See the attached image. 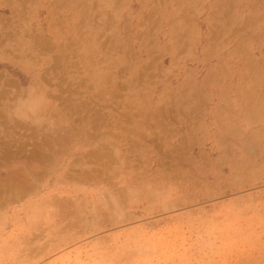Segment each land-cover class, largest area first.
<instances>
[{
    "label": "rangeland",
    "instance_id": "rangeland-1",
    "mask_svg": "<svg viewBox=\"0 0 264 264\" xmlns=\"http://www.w3.org/2000/svg\"><path fill=\"white\" fill-rule=\"evenodd\" d=\"M0 42L16 134L52 135L20 111L37 86L43 128L103 118L61 161L0 163V197L24 191L0 264H264V0H0Z\"/></svg>",
    "mask_w": 264,
    "mask_h": 264
},
{
    "label": "bare ground",
    "instance_id": "bare-ground-1",
    "mask_svg": "<svg viewBox=\"0 0 264 264\" xmlns=\"http://www.w3.org/2000/svg\"><path fill=\"white\" fill-rule=\"evenodd\" d=\"M54 4V3H53ZM56 4V3H55ZM54 4V5H55ZM221 8V7H220ZM229 11H231V10H229ZM215 13V12H214ZM229 14V13H228ZM222 17V16H221ZM225 17V16H224ZM226 18V17H225ZM221 20H222V18H220ZM228 19V18H227ZM56 21V20H55ZM231 21V20H230ZM52 25V24H51ZM228 26V25H227ZM226 26V27H227ZM50 27H53V25L52 26H50ZM224 27H225V25H224ZM223 27V30L226 28H224ZM7 29V28H6ZM53 29V28H52ZM58 32V31H57ZM211 38V37H210ZM218 39V38H217ZM36 40V39H35ZM1 41H3V40H1ZM206 41V40H205ZM4 42V41H3ZM1 43V42H0ZM175 44V43H174ZM173 44V45H174ZM176 45V44H175ZM46 48V47H45ZM44 48V50L46 51V49ZM48 48V47H47ZM131 48V47H130ZM174 48V47H173ZM40 50V49H39ZM173 50V49H172ZM73 51V50H72ZM174 51V50H173ZM55 69V68H54ZM52 71H54V70H52ZM1 74V73H0ZM56 74V73H55ZM64 74V73H63ZM5 75V74H4ZM107 76V75H106ZM48 77H50V75L48 76ZM2 77L0 76V79H1ZM42 79V78H41ZM44 80H45V78H44ZM43 80V81H44ZM60 80V79H59ZM88 80V79H87ZM5 81H6V79H5ZM45 81H48V79L47 80H45ZM9 82V81H8ZM7 82V83H8ZM102 82L103 81H100L99 82V86L97 87V88H101V86H102ZM7 83H3V85H5V87H6V85H10V83L9 84H7ZM13 83V82H12ZM48 83H50V82H48ZM47 83V84H48ZM83 83V82H82ZM2 83H0V85H1ZM70 84V83H69ZM2 85V86H3ZM16 85V84H15ZM15 85H14V88H15ZM49 85V84H48ZM74 85V84H73ZM96 85V84H95ZM124 86V85H123ZM10 87H12V85L10 86ZM0 88H3V87H0ZM7 88V87H6ZM41 89V87H34V89H32L29 93H28V96H27V99H26V102L23 104V105H20L19 107H20V111L21 112H24V113H26V115L33 121V123H36L35 124V134H40L42 131V129H44V130H47L49 133H52V135L51 134H49V136H48V134L46 135V136H44L43 138L41 137V139H37V140H34L35 139V137H34V139H33V136H36V135H33V136H30V135H28V136H30V137H23L21 134H16V127L18 126V129H19V125L18 124H16L17 122V120H14L13 118L14 117H12V116H10V114H11V109H12V107H13V105H9V104H7L6 106L4 105V107H2L1 109H0V114H2V115H0V135H1V133L4 131H2V128L4 127V125L5 124H3V121H6V120H8V122H13V128H11L12 126H8L9 128H11L12 130H9V131H5V134L2 136V137H0V163H2V162H5V161H8V160H15V159H17V157H21L22 158V156L21 155H26V156H28V158H34V159H36V158H40V159H42V160H46V161H52V162H54V163H56V160H58V161H61V159H59L58 158V156H59V153H61V155L63 154L62 153V151H60L61 149H65L67 146H69V145H71L72 144V142H78L79 143V145L80 146H84L85 144H87V143H89L90 141H91V139L93 140V134H92V136L90 135V130H92V128L93 127H95L96 128V130L98 129L99 130V128H102L101 126L103 125L102 123V121L101 120H99V119H103V118H100V117H98V116H96V117H98V118H94L92 121L91 120H89V118L88 119H86V120H83V121H79V124H76V123H74V121L72 120V125H70V127H71V130L69 129L68 130V128L66 129L67 131H65V129L64 128H62V126H60L61 124L60 123H66V121H65V118L66 117H62L61 119L60 118H58L59 120H57V121H52V122H50V124H49V127L48 126H46V128H43L44 127V125L42 126L41 124H40V121H41V119H39L40 117H41V115L43 114V112L44 111H47V110H43V109H46V106H44L45 105V103H44V101L46 100L45 99V97L46 96H44L43 94H42V92L40 91V89ZM17 89V88H16ZM3 90H4V92H8L7 91V89L5 90L4 88H3ZM3 92V93H4ZM9 92H11L10 90H9ZM15 92V91H14ZM18 92V91H17ZM16 92V93H17ZM49 92V91H48ZM24 94V93H23ZM3 95V96H2ZM7 95V94H6ZM15 95V94H14ZM22 95V94H21ZM49 95V94H48ZM0 96H1V98L3 97H5L4 96V94H2V91H1V93H0ZM25 96V95H24ZM23 96V97H24ZM50 96H52V95H50ZM54 96V95H53ZM52 96V97H53ZM10 97V96H9ZM15 97V96H14ZM58 97H60V96H58ZM121 97V96H120ZM245 97V96H244ZM2 98V99H3ZM56 98V97H55ZM9 99V98H8ZM53 99H54V97H53ZM22 100V99H21ZM64 100V99H63ZM9 101V100H8ZM11 101V100H10ZM5 103V102H4ZM258 103V102H257ZM256 103V104H257ZM59 104V103H58ZM57 104V105H58ZM68 104V103H67ZM67 104H65V105H67ZM249 104V103H248ZM255 104V105H256ZM53 105V107L57 110V112L58 113H62V114H64L63 112H62V110H61V108H57V106H55L54 104H51L50 105V110H52V106ZM60 105H61V103H60ZM60 105H58V106H60ZM64 106V105H63ZM70 106V105H69ZM248 106V105H247ZM252 106V105H251ZM66 107H68V106H66ZM262 107V106H261ZM65 108V107H64ZM257 108V107H256ZM255 108V109H256ZM259 108V107H258ZM70 109V108H69ZM113 109V108H112ZM13 110V109H12ZM70 110H72V108L70 109ZM91 110V109H90ZM162 110V109H161ZM259 110V109H258ZM257 110V111H258ZM49 111V110H48ZM48 111H47V113H48ZM201 111V110H200ZM256 111V112H257ZM262 112V111H261ZM13 113L15 114V115H19V111H18V108L17 109H15L14 111H13ZM47 113H46V115H47ZM73 113V112H72ZM8 114V115H7ZM105 114V113H104ZM169 114V113H168ZM6 116L7 115V117H3V116ZM48 115H50V113H48ZM65 115V114H64ZM66 115H68V113L66 114ZM94 115V114H93ZM97 115V114H96ZM260 115V114H259ZM1 116H2V118H1ZM10 116V117H9ZM9 117V118H8ZM61 117V116H60ZM184 117V116H183ZM4 118V120L3 121H1V119H3ZM125 118V117H124ZM171 118H174V117H171ZM76 119V118H75ZM85 119V118H84ZM186 119V118H185ZM188 119V118H187ZM129 120V119H128ZM68 122V121H67ZM71 122V120L69 119V123ZM249 122V121H248ZM111 123H113V122H111ZM119 123V122H118ZM7 124H9V123H7ZM6 124V125H7ZM177 124H178V122H177ZM195 124V123H194ZM250 124V123H249ZM81 125V126H80ZM108 125H110L109 123H108ZM21 126V125H20ZM69 126V125H68ZM72 126H80L79 128H78V131H76V132H74L73 130H72ZM5 129H8V128H6V127H4ZM3 128V129H4ZM23 128H25V127H23ZM74 128V127H73ZM33 129V128H32ZM41 129V130H40ZM227 129V128H226ZM229 129V128H228ZM181 131V130H180ZM233 131V130H232ZM19 132V131H18ZM25 132V131H24ZM118 132V131H117ZM116 132V133H117ZM176 132V131H175ZM231 132V131H230ZM42 134V133H41ZM257 134V133H256ZM32 135V134H31ZM45 135V134H44ZM97 136H98V134H97ZM191 136V135H190ZM224 136H226V135H224ZM252 136V135H251ZM193 137V136H192ZM257 137V136H256ZM259 137V136H258ZM38 138V137H37ZM45 138V139H44ZM185 138V137H184ZM252 139V138H251ZM199 140V139H198ZM100 141V140H99ZM101 141H102V139H101ZM108 141V140H107ZM183 141V140H182ZM104 142V141H103ZM218 142V141H217ZM223 142V141H222ZM189 143V142H188ZM243 143V142H242ZM184 144V143H183ZM219 145V144H218ZM100 146H103V143H102V145H100ZM100 146H98L97 148L95 147V150L94 151H92V153H85L86 154V156L84 157L85 159H86V162H87V159L89 160V161H91L90 163H94V165L93 166H104L103 168H105L106 166H108V167H110V166H113V163H114V160H113V162L112 161H108V160H106L105 161V156H106V158L107 159H109V157H107V153H108V151H107V153H105L104 152V147H100ZM186 146V145H185ZM244 146H246V145H243V147ZM29 147V149L27 150V148ZM31 147V148H30ZM178 148H179V146H177ZM184 147V146H183ZM247 147V146H246ZM69 148V147H68ZM190 148V147H189ZM98 149V150H97ZM174 149V148H173ZM186 149V148H185ZM58 150L60 151V152H58ZM178 150V149H177ZM90 151V150H89ZM88 151V152H89ZM184 151V150H183ZM181 152V151H180ZM84 154V155H85ZM106 154V155H105ZM179 154V153H178ZM88 155V156H87ZM91 155V156H90ZM109 155V154H108ZM49 157V158H48ZM60 157V156H59ZM83 157V156H82ZM27 158V159H28ZM178 158V157H177ZM192 158V157H191ZM31 159V160H32ZM39 159V160H40ZM183 159V158H182ZM207 159V158H206ZM41 160V161H42ZM77 160V159H76ZM75 159H74V161H76ZM112 160V159H111ZM10 161H8V162H10ZM16 161V160H15ZM20 161H21V159H20ZM35 161V160H34ZM49 161V162H50ZM77 161H79V160H77ZM88 161V162H89ZM109 163H111L110 164V166L107 164L108 162ZM210 161V160H209ZM11 162H14V161H11ZM48 162V163H49ZM87 162V163H88ZM26 163V162H25ZM29 163V162H28ZM75 163V162H74ZM2 164H4V163H2ZM1 164V165H2ZM50 164V163H49ZM53 163H51L49 166H53L52 165ZM76 164V163H75ZM118 164V163H117ZM116 164V165H117ZM0 165V166H1ZM57 165V164H56ZM41 166V165H40ZM48 166V165H47ZM78 166H85V164H84V162L83 161H79V163H78ZM123 166V165H122ZM181 166V165H180ZM187 166V165H186ZM189 166V165H188ZM31 167V166H30ZM32 168V167H31ZM233 168V167H232ZM236 168V167H235ZM12 169H13V167H12ZM93 169V168H92ZM99 169V168H98ZM111 171V169L110 168H107V171H106V169L104 170L105 171V173L106 172H108L109 170ZM167 169V168H166ZM255 169V168H254ZM30 170H32V169H30ZM40 170V169H39ZM69 170V169H68ZM97 170V169H96ZM17 171V170H16ZM101 171H103V169L101 170ZM85 172L86 171H83V172H81V175L83 174L84 175V178H83V175H82V177L81 178H83V179H86L85 178V175H87V173L85 174ZM97 172H99L98 170H97ZM16 173V172H15ZM35 173V172H34ZM101 173V172H100ZM102 175L104 174V173H101ZM8 175V174H7ZM41 175V174H40ZM39 175V176H40ZM43 175V174H42ZM70 175V174H69ZM89 175V174H88ZM106 175V174H105ZM178 175V174H177ZM90 176V175H89ZM107 176V175H106ZM116 177V176H115ZM19 178H21L20 176H19ZM89 178V177H88ZM95 178V177H94ZM108 178V177H107ZM180 178V177H179ZM16 179V178H15ZM65 179V178H64ZM83 179H82V181H83ZM39 180H40V178H39ZM86 180H88V179H86ZM19 181V180H18ZM73 181H75V180H73ZM80 181V180H79ZM77 182H78V180H77ZM25 183V182H24ZM16 184H17V182H16ZM26 184V183H25ZM5 185V184H4ZM3 186V185H2ZM25 186V185H24ZM27 187V186H26ZM25 189V188H24ZM32 191V190H34V191H37V187L34 185V184H30V186H29V190H27V191ZM7 191V190H6ZM114 191V190H113ZM193 191V190H192ZM22 192H24V191H21V192H17V193H14V194H12V195H10V196H6V197H0V201H5V200H9V199H11L12 201H11V203L13 202V201H15L16 199H18L19 197H20V194H22ZM194 192V191H193ZM6 193V192H5ZM118 193H120L119 191H118ZM7 194V193H6ZM103 194V193H102ZM125 196V195H124ZM21 198V197H20ZM114 198V197H113ZM109 201V200H108ZM107 201V202H108ZM122 201V200H121ZM181 201V200H180ZM188 201V200H187ZM109 203V205L111 206V202L109 201L108 202ZM177 203V202H176ZM178 203H179V201H178ZM175 204V203H174ZM182 204V203H181ZM1 205H2V203H1ZM125 205V204H124ZM180 205V204H179ZM114 206V205H113ZM112 206V207H113ZM169 207V206H168ZM170 208V207H169ZM97 209H98V207H97ZM119 210V209H118ZM117 213H120V212H117ZM123 214V213H122ZM126 214V213H125ZM111 215V214H110ZM37 216V215H36ZM35 218H37V217H35ZM122 218V217H121ZM120 218V219H121ZM128 218V217H127ZM107 219V218H106ZM105 219V220H106ZM126 219V218H125ZM104 220V219H103ZM119 222V221H118ZM120 223V222H119ZM167 243V242H166ZM142 254V253H141Z\"/></svg>",
    "mask_w": 264,
    "mask_h": 264
}]
</instances>
